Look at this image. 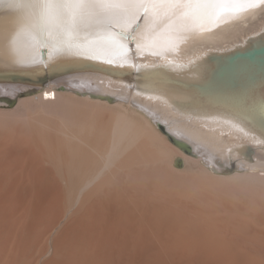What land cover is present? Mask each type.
<instances>
[{"label": "bare ground", "instance_id": "obj_1", "mask_svg": "<svg viewBox=\"0 0 264 264\" xmlns=\"http://www.w3.org/2000/svg\"><path fill=\"white\" fill-rule=\"evenodd\" d=\"M17 20L0 13V73L24 76L0 82V264H264V97L243 74L185 84L264 33V8L99 54L12 45ZM38 47L50 71L89 68L25 77L47 71Z\"/></svg>", "mask_w": 264, "mask_h": 264}, {"label": "snow or ice", "instance_id": "obj_2", "mask_svg": "<svg viewBox=\"0 0 264 264\" xmlns=\"http://www.w3.org/2000/svg\"><path fill=\"white\" fill-rule=\"evenodd\" d=\"M257 6L264 8V0H0V13L7 8L18 17L8 37L12 45L28 33L44 47L61 50L90 43L99 54L113 46L125 48L129 41L138 49L142 29L146 35L179 39L205 18H237ZM125 17L127 23H122Z\"/></svg>", "mask_w": 264, "mask_h": 264}, {"label": "water", "instance_id": "obj_3", "mask_svg": "<svg viewBox=\"0 0 264 264\" xmlns=\"http://www.w3.org/2000/svg\"><path fill=\"white\" fill-rule=\"evenodd\" d=\"M11 30V29H10ZM118 30V29H116ZM131 42V41H130ZM135 44L134 42H131V46H133ZM38 50H40V54L42 56V63L45 65L46 64V72L44 71L43 74H37V72H35L34 75H25V77L31 78L34 76V78L38 77V78H43L45 76H51V78L57 77L60 74H72L74 72L77 71H82L86 68L89 67H82V68H77V67H69L68 65H60L59 67L61 68L59 69H55L53 71H50V68L52 67H47V52L48 49L47 48H39ZM208 61L211 64H214V68L215 71L212 73L211 78L212 81H216L219 85L217 87H215L216 89H213L214 87L209 88V86H211L212 81H208L206 82V84H201V81H205L203 78V69L204 65L206 63H201L199 64V66H201L202 70H199L200 72H202V74L196 79L195 77V81L193 80L194 78H189V76H186V80L188 81V83H185L187 88L191 87V86H195L198 85L199 87L202 88L203 92H207V91H211V90H218L222 92H224L226 89H230L233 91L238 90L239 87H236L237 81L239 79L240 74L243 75H249L250 79L249 81H247V83L250 85L248 91L252 90V94L256 95V96H262L264 97V33L259 34L256 37H252L248 40V42L242 46L241 48H238L236 50H232L231 52H228L227 54H209L208 55ZM11 61V60H9ZM242 61H246L248 62V65L243 66L240 69L236 68V65H240V63ZM239 62V63H238ZM94 63V62H91ZM110 64V63H109ZM210 65L208 67H210ZM231 66H233L231 68ZM235 66V68H234ZM126 67V66H125ZM128 67L134 69V65L130 64L128 65ZM195 67H192L191 70H189L187 67H181L177 69V72L180 73L181 76L187 75L188 71H194L197 72L196 70H194ZM253 68V71H252ZM64 69V70H62ZM213 70V69H212ZM232 70V73L229 74L228 72H230ZM239 70V71H237ZM255 73H259V74H263V76L258 77L257 79H255V76L253 74ZM9 78H5L8 77ZM120 77H123V75H118ZM22 78L24 76L19 75V74H12V73H0V82H6V81H13L12 78ZM203 77V78H202ZM261 78V82H257L259 79ZM23 79V78H22ZM32 79V78H31ZM27 82V84H34L32 83V80H27L25 81ZM40 85L42 86L43 84L40 83ZM209 91V92H210Z\"/></svg>", "mask_w": 264, "mask_h": 264}, {"label": "rangeland", "instance_id": "obj_4", "mask_svg": "<svg viewBox=\"0 0 264 264\" xmlns=\"http://www.w3.org/2000/svg\"><path fill=\"white\" fill-rule=\"evenodd\" d=\"M71 79H78V80H80V81H82V79L81 78H76V77H72ZM1 105H3V107H5V108H11V107H9L10 105L9 104H7L6 105V103H0ZM0 107H2V106H0ZM181 160V159H180ZM176 166H177V163H176ZM178 167V166H177ZM179 167H181V168H184V163H182V165H179Z\"/></svg>", "mask_w": 264, "mask_h": 264}]
</instances>
